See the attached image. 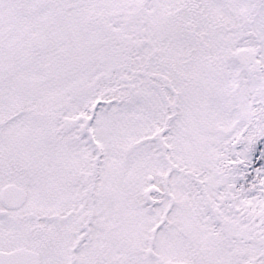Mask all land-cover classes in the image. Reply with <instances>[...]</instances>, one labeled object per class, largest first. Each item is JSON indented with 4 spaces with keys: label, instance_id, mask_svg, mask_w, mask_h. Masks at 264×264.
<instances>
[{
    "label": "snow or ice",
    "instance_id": "6c2138e0",
    "mask_svg": "<svg viewBox=\"0 0 264 264\" xmlns=\"http://www.w3.org/2000/svg\"><path fill=\"white\" fill-rule=\"evenodd\" d=\"M0 264H264V0H0Z\"/></svg>",
    "mask_w": 264,
    "mask_h": 264
}]
</instances>
